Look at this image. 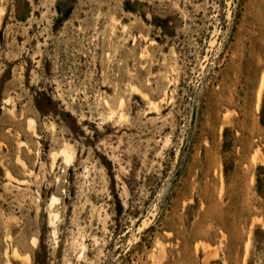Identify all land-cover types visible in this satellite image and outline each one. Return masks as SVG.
<instances>
[{"label":"rangeland","instance_id":"374dc122","mask_svg":"<svg viewBox=\"0 0 264 264\" xmlns=\"http://www.w3.org/2000/svg\"><path fill=\"white\" fill-rule=\"evenodd\" d=\"M7 263L264 264V0H0Z\"/></svg>","mask_w":264,"mask_h":264},{"label":"bare ground","instance_id":"6f19581e","mask_svg":"<svg viewBox=\"0 0 264 264\" xmlns=\"http://www.w3.org/2000/svg\"><path fill=\"white\" fill-rule=\"evenodd\" d=\"M147 45V44H146ZM140 47V46H139ZM140 50V49H139ZM143 50V49H142ZM145 50V49H144ZM140 55H141V52H140ZM140 57V56H139ZM141 58V57H140ZM262 79V78H261ZM263 80V79H262ZM148 82V81H147ZM132 88V87H131ZM138 88V87H137ZM150 102V101H149ZM154 103V102H153ZM150 105V104H149ZM155 105V104H154ZM30 122V121H29ZM32 122H31V127L29 130H31L33 127H32ZM60 154L64 157V160H66L67 162L70 161L72 159V155L70 154V152L68 151V149L65 147L61 150ZM52 201H56V199H52ZM14 253V252H13ZM20 259V258H19ZM8 264V263H7Z\"/></svg>","mask_w":264,"mask_h":264},{"label":"water","instance_id":"95a60500","mask_svg":"<svg viewBox=\"0 0 264 264\" xmlns=\"http://www.w3.org/2000/svg\"><path fill=\"white\" fill-rule=\"evenodd\" d=\"M194 118H195V113H193V115H192V121L194 120Z\"/></svg>","mask_w":264,"mask_h":264}]
</instances>
